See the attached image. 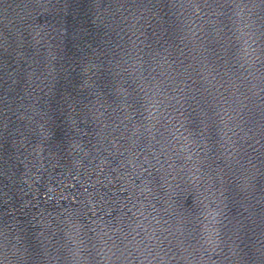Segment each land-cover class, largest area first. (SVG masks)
I'll use <instances>...</instances> for the list:
<instances>
[{"label": "water", "instance_id": "water-1", "mask_svg": "<svg viewBox=\"0 0 264 264\" xmlns=\"http://www.w3.org/2000/svg\"><path fill=\"white\" fill-rule=\"evenodd\" d=\"M0 264H112L77 132L58 0H0Z\"/></svg>", "mask_w": 264, "mask_h": 264}]
</instances>
